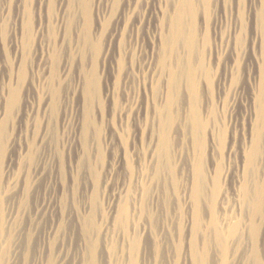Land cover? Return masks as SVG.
Returning a JSON list of instances; mask_svg holds the SVG:
<instances>
[{"label": "rangeland", "instance_id": "obj_1", "mask_svg": "<svg viewBox=\"0 0 264 264\" xmlns=\"http://www.w3.org/2000/svg\"><path fill=\"white\" fill-rule=\"evenodd\" d=\"M245 1L210 0L211 8L207 13L203 2L196 0L198 49L207 54L205 65L212 72L210 86L206 80L201 81L200 102L203 103L200 104L206 118L209 116L207 104L208 108L214 104L218 123L226 130V144L217 153L222 165L228 163L231 131L235 127L241 135L249 120L248 98L259 90L264 96V83H260L259 77L260 71L264 72V49L259 41L260 27L264 24V0ZM177 2L0 0V170L7 218L2 239L6 245L1 243L5 249L10 246L7 250L12 254L7 257L10 259L7 263L49 264L52 256L55 264H89L90 244L96 242L98 264L122 263L124 240L116 220L118 209L127 193L133 194L134 190L136 194L137 178H141L142 173L147 174L152 161L157 159H153L154 144L163 124L161 108H166L165 112L174 117L167 127L172 140V164L182 179V168L191 155L186 122L188 90L183 82L175 104L166 107L165 84L169 74L159 63L162 40L170 34L169 20ZM239 10L241 14L237 13ZM190 20L188 17L187 23ZM235 20L245 21L242 33L246 44L241 50L248 46L255 31H260V43L256 51L251 49L244 57V50L238 52L239 57L234 61L230 59V51L217 42L221 36L227 37ZM27 24L31 28L29 31ZM222 33H226L225 36ZM183 47L173 49V54L168 50L172 57L170 62L171 59L175 62L177 52L183 55L184 63L188 61L187 49ZM229 64L235 65L237 78H234L237 80L233 83L228 78L227 87L224 82L218 85L219 76ZM16 88L19 100L10 110L12 89ZM231 173L236 175L232 174L229 182L223 184L224 190L229 187V192H233L231 201L219 210L223 214L226 209L228 213L236 211V215L240 207L234 194L240 174L234 167ZM171 188L170 197L175 195ZM132 205L130 232L137 231L136 234L145 240L147 230L146 237L152 236L161 244L160 233L166 219L164 209L154 208L149 212L140 208L141 212L139 207L134 208V203ZM176 211L169 212L175 220L173 228L179 218ZM91 216L94 217L89 226ZM173 230L175 245L178 229ZM161 247L166 248L159 245L158 250L152 249L151 260L160 262L151 264L167 261L166 250ZM233 247L228 263L235 264L239 250ZM11 248L20 253L16 254L15 250L14 253ZM141 249L140 255L144 244ZM172 249L174 258L169 254L168 262L174 259L177 264H183L182 255H178L179 258L175 247ZM109 252L114 256L121 253L116 254L118 262L115 257L111 260L113 255ZM215 253L218 255L214 246L212 254L217 259ZM263 253L262 246L261 255ZM262 257L264 259V254Z\"/></svg>", "mask_w": 264, "mask_h": 264}, {"label": "bare ground", "instance_id": "obj_2", "mask_svg": "<svg viewBox=\"0 0 264 264\" xmlns=\"http://www.w3.org/2000/svg\"><path fill=\"white\" fill-rule=\"evenodd\" d=\"M177 1H178L176 4L177 6L175 5L173 15L172 16L170 15L172 17L170 18L171 20H169L170 21L169 29H171L170 34L165 35L162 40L163 52L161 53V57H159V61H160L159 63H161L162 67L166 68L169 74L167 82L165 84L166 107L168 106L169 108L173 104H175L176 95H178L177 93L178 91H180L179 89H181L180 88L181 84L183 82L186 83V88L188 90V97H189L188 100L189 105L187 104L188 118L186 122L188 124V131H189L188 133L190 136V146H191L190 160L188 161V163H186V166L182 168L184 169V172H182L181 174L182 179H179L178 173L175 171L176 169L172 164V158H173L171 152L172 140L167 127L168 122L170 123L171 121L173 122L174 117L172 114L170 116L165 112L166 108L160 107L161 108L160 115L162 114L163 117L161 121L163 124L161 130L157 134V138H156L157 140L154 144L155 157L153 158V159L156 158L157 159L156 161L155 160L152 161L151 164L152 167L147 174L143 175V173L141 172L142 176L141 178H137L138 181L136 182V188H135L137 189L136 194H134V190H133V194L131 191L127 193L125 201L122 203V205H120L118 209V216H117L118 218L116 217L117 224L122 229L123 240H124V244H123L124 249L123 251L121 249L123 257L120 256L121 257L120 260H122L123 258L121 264H151V262H155L158 260L156 256L159 254L156 253L157 255L155 256V258L157 260L152 261L151 260L153 259L151 253L153 252L152 249L157 248L158 250L159 245L166 247L165 249L162 247L161 248L162 250L163 249L166 250L168 258H169V254L172 255L173 253L172 248L175 247L177 256L180 254L182 255L181 258L183 259L181 260V262L183 264H230L232 261L228 263V260L230 259L229 256L232 253L229 254V252L231 251V248L232 249L234 248L233 246L238 247V249L235 247L237 249V250L235 249L236 251L239 250L238 251L239 256L235 264H264L263 262L264 259L262 257L264 253L261 255L262 246L264 247V166H263L264 165L263 163L264 162L263 161L264 160V96L261 93L262 91L259 90V93L257 91V94L253 93L250 96V98H248L249 118H247V120L248 119L249 120L244 126L241 135L238 134L237 131H235L236 129L234 130L235 127L231 131V137H230L231 143H230V147L228 146L229 148L226 157L228 163L227 165L225 163L222 165L221 162L217 160V153H218V149L224 148L226 144V140H225L227 138L226 130L224 129V125H220L218 123L217 109L214 107V104H212L213 106H211L210 108H208V104H207V109L209 110V116H207V118L206 116H204V112L202 109L203 106L202 104H200L203 103V101L200 102L201 81H203V79L206 80L208 82L207 85L210 86L209 83H211L212 72H210L209 70L211 68L207 69L206 67L207 65H205L206 60L204 61V59L207 54L204 55V52L202 51L200 52L198 49L199 31L197 32L196 29L197 22H195L196 21L195 18L197 19L196 14H198L197 13L198 3H196V0H177ZM201 1L203 3L202 2L200 3H202L205 10L208 11V8L210 6V0H201ZM230 1L233 2V0ZM226 4L227 3H225V5ZM209 11L207 13H209ZM227 11H223V12H227ZM239 12L240 10L237 13ZM222 15L223 13L221 14V16ZM237 15L235 17H237ZM188 17L191 18L190 23H187ZM232 18L233 16L231 17V19ZM244 22L238 23L236 20L233 21V23L231 22L233 25L231 24V28L229 25L228 28H230V30L227 32V37L223 39V37L221 36V40L219 39L220 40L219 43L217 42V44L220 45V47L224 46L225 49L227 48L230 51V59L234 61L235 58L239 57L238 52L244 50L242 52V55L244 57V55H246L248 51H250L251 49L255 50V47L258 46L260 42L262 43L260 45H262L264 49V24L262 23L263 25L260 27L261 29V37H260L261 39L259 40L260 42L258 41L259 38L258 34L260 33V31L259 32L255 31V33L251 34L250 36V41L248 42V46L247 45L244 46V48H242L241 50L242 45L246 44L243 43L244 32L242 33L244 29ZM216 23L217 22L215 21V24ZM220 25L222 24L220 23ZM220 25L219 27L221 28ZM29 27H28V31L29 29H31ZM247 36L248 35H246V37ZM205 37L206 36H204V38ZM216 38L217 37H215V40ZM205 42L206 41H204V43ZM180 45H183L187 49L186 51L188 55L187 56L188 61L184 63L185 61L183 62V60L181 59L183 55H179V53L177 52V54H175L174 63L173 60L171 59V62L173 63L172 64L170 62V58L172 57L171 55L168 54V50L172 52L171 54H173L174 53L173 49H177V47H179ZM184 47L183 49H185ZM212 56L214 55L212 54ZM230 65L231 64H229V67L225 66L227 67V69H225L223 73H221V75L219 76L218 85L221 84L222 82H224L223 85H226L227 84L226 81L228 80V78H230V80L233 83L235 82V80H237L235 79L237 78L235 77L236 75L234 76V74H236L234 73L235 65H231V67ZM259 77L261 80L260 83L262 82L264 83V72L262 73L260 71ZM230 80L229 83H231ZM227 86L228 85H226V87ZM12 90L13 91L11 93V97L9 101L10 110L16 107L19 100V92L17 88ZM220 95L221 94L219 93V97ZM210 159H212L213 161L212 163L210 162ZM260 163H262L263 165ZM233 167L235 168V171H237L238 174H240V177L237 175L238 176L237 180H239V182L237 181V183L239 184L237 187H235L237 188L236 190L237 192L235 191L236 193L234 194V196L237 195V199L235 202L236 203L238 202L240 207V208L238 207L240 210H238L239 213L236 215L234 213L236 211L234 212L231 211L230 213H228V210L226 209V212L224 211L225 213L223 214L219 210V207L222 208V206L224 205L228 206L229 201H231L229 200L230 194L233 192L231 193L229 192L228 190L229 187H226L224 190L223 184L224 185L227 184L229 182L228 180L232 178V174L234 175L236 173V172L231 173ZM166 172L168 173L169 177L166 176ZM2 178L3 177L1 175V170H0V264H10L11 261L10 263H7L10 260V259L8 260L7 257L10 258L9 256L12 254V253L9 254L11 251L10 252L8 251L10 246L8 248L6 247V249L5 246L2 247L3 245H6L2 239L4 236L3 234H5L4 231L7 229V228L5 229V227L7 226L6 225L7 218L5 219V208H4L5 199L3 197L4 193L2 186V180H3ZM169 185L172 186L173 188L169 187ZM169 188L174 190L175 195L174 196L171 195V197L173 196L172 197L173 199H170L171 198L169 196L170 193H168L170 192ZM133 203L135 204L134 208L136 206L139 207V210L141 208L143 211H148L149 209L152 210L154 208L164 209V211L162 212L163 214H165L164 216L166 217V219L164 218L165 225L163 226L162 233H160L161 234L160 237L162 239L161 244H158L152 238V236L149 238L146 237L147 230L145 228H144V231L146 230L144 232L146 238L145 240L143 239L144 237L141 239L139 237L140 235L136 234L137 231L135 233L134 231H132V233L134 234L130 232L129 229V226L131 224L130 210L131 207L133 206L132 205ZM175 209H177V211L179 212V218L178 220H176L177 226L175 225L176 227H174L178 229L176 231L177 243L173 245L174 240H172V238H173V234L175 235V233L173 232L174 231L173 225L175 224V220L174 219L172 220L173 217L171 218L169 212L171 213L172 210L174 212ZM142 210L140 211L142 212ZM177 211L175 213H177ZM92 217L94 216H91L89 222L88 220L86 221L88 222L87 225L89 226L91 224L90 220H92ZM87 225H85V228H87ZM150 231L151 233H153V230ZM86 232L87 231H85V233ZM9 239L10 236L8 238V241ZM142 240L144 241L142 242ZM2 241L4 242L3 245L1 243ZM164 242L166 245H163ZM142 244H144V249L140 255V250L142 251L141 249ZM90 245L91 248L88 247L89 251L91 249V259L89 261V264H98L99 262H97V258H96L97 256L96 251L98 248V244L96 242ZM214 246L216 247V250L218 252L217 253L218 255H216L215 253L217 259H214L212 254ZM11 249L13 250V248ZM15 251L14 253L16 254L20 253L18 252L20 250L18 251L15 250ZM109 254L112 253L109 252ZM116 254L120 255L121 253L119 254L118 252ZM116 254L115 256L112 254L113 255L112 257L109 256L111 260H113L112 258L114 257L116 258ZM164 256L165 255H163V257ZM157 257L159 258V256ZM23 258L25 259V256ZM168 258H165V260L167 259V261L166 262L164 261L161 264L176 263L174 259L171 261H174L175 263H171L170 259L168 262ZM48 263L55 264L52 256L49 257Z\"/></svg>", "mask_w": 264, "mask_h": 264}]
</instances>
